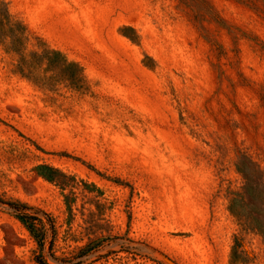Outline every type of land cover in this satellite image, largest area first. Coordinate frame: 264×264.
<instances>
[{
	"label": "rangeland",
	"instance_id": "obj_1",
	"mask_svg": "<svg viewBox=\"0 0 264 264\" xmlns=\"http://www.w3.org/2000/svg\"><path fill=\"white\" fill-rule=\"evenodd\" d=\"M0 264H264V0H0Z\"/></svg>",
	"mask_w": 264,
	"mask_h": 264
}]
</instances>
